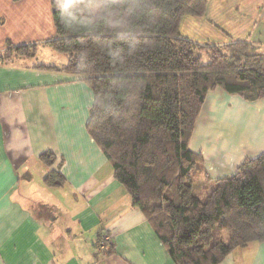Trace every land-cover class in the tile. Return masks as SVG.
<instances>
[{"label":"trees","instance_id":"1","mask_svg":"<svg viewBox=\"0 0 264 264\" xmlns=\"http://www.w3.org/2000/svg\"><path fill=\"white\" fill-rule=\"evenodd\" d=\"M207 0H53L61 70L93 92L87 130L110 162L132 206L150 221L174 264H219L234 249L264 240V151L232 175L194 192L203 159L188 147L207 91L221 87L247 101L264 97V52L245 40L197 43L180 33L185 15ZM0 62L34 57L36 43H6ZM40 159L51 165L54 156ZM49 185H61L49 171ZM210 185V184H209Z\"/></svg>","mask_w":264,"mask_h":264},{"label":"crops","instance_id":"2","mask_svg":"<svg viewBox=\"0 0 264 264\" xmlns=\"http://www.w3.org/2000/svg\"><path fill=\"white\" fill-rule=\"evenodd\" d=\"M52 1L0 0V50L7 42L47 46ZM179 30L200 44L245 40L264 52V0H207L204 14L185 15ZM37 51L0 62V264H174L88 133L92 89L80 75L41 68L56 65L34 62ZM230 112L237 124L250 118V128L236 127ZM210 115L224 118L208 129ZM196 125L188 147L202 156L198 173L208 186L264 151V97L247 101L216 86ZM44 152L53 154L51 165ZM49 171L63 183L47 185ZM219 264H264V240Z\"/></svg>","mask_w":264,"mask_h":264},{"label":"rangeland","instance_id":"3","mask_svg":"<svg viewBox=\"0 0 264 264\" xmlns=\"http://www.w3.org/2000/svg\"><path fill=\"white\" fill-rule=\"evenodd\" d=\"M36 51H37V47H36ZM0 53H3V55H7V53H6V47H4L3 50L1 49L0 50ZM36 58L37 59H35L34 62H37V64L42 63V64H48V65L62 66L63 64L66 63V55L65 54H61V53H58V52H55L48 45L47 46H44V47L43 46H39V49L37 51ZM219 118L217 119L215 117V115H210V118H209L210 120H209V122L206 123L207 125H209L208 129L211 128V126H212L211 125L212 124L211 121L219 120ZM221 118H224V117H221ZM225 118H228V119L230 118V120H232V121L235 122V118L232 116V113L231 112L229 114H226V117ZM241 123H242V127L250 128V118H244L243 120H240L239 121V124H237L235 122V126L236 127L237 126L240 127L241 126ZM195 125H196V121L194 123V126ZM204 126L205 125H202L201 128H199L198 134H200V133L202 134V130L204 129ZM199 136L201 137V135H199ZM197 141H200V140H197ZM200 166H201L200 164H198L196 166V171L197 172H195V174H194L195 175L194 176V192L197 193V194H199L200 196H203L205 194V192L207 191V189L210 188V186L212 185V183L210 185L206 186L207 189L205 187H203V184L205 182H204V180L202 178V175L200 173H198V171H200V168H201Z\"/></svg>","mask_w":264,"mask_h":264},{"label":"built area","instance_id":"4","mask_svg":"<svg viewBox=\"0 0 264 264\" xmlns=\"http://www.w3.org/2000/svg\"><path fill=\"white\" fill-rule=\"evenodd\" d=\"M110 241V237L108 235H105L100 240V246L103 248L106 242Z\"/></svg>","mask_w":264,"mask_h":264}]
</instances>
